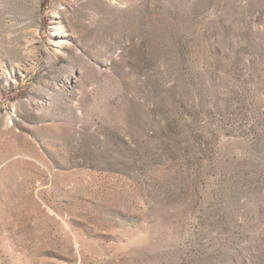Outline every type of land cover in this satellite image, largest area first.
I'll return each instance as SVG.
<instances>
[{"label":"rangeland","instance_id":"obj_1","mask_svg":"<svg viewBox=\"0 0 264 264\" xmlns=\"http://www.w3.org/2000/svg\"><path fill=\"white\" fill-rule=\"evenodd\" d=\"M0 72V264H264V0H0Z\"/></svg>","mask_w":264,"mask_h":264},{"label":"bare ground","instance_id":"obj_2","mask_svg":"<svg viewBox=\"0 0 264 264\" xmlns=\"http://www.w3.org/2000/svg\"><path fill=\"white\" fill-rule=\"evenodd\" d=\"M56 17H59V15H57ZM57 27H61V24H60V22H59V24L57 23H55V26L53 27L54 29L55 28H57ZM66 34V33H65ZM65 36H67V34L65 35ZM5 43H6V45L7 46H9V48L11 47V46H13V47H15L16 46V42L15 41H13V39L11 38V39H7L6 41H5ZM18 45V44H17ZM51 45L53 46V48L52 49H54L53 51L56 53V54H62L64 51H66L67 49H68V47H70V40L69 39H66L65 41H61V42H51ZM16 72L15 71H10L9 73H5L6 75H7V77L9 78V79H12L13 78V76H14V74H15ZM20 73V72H19ZM5 74H3L2 72H0V78H3L4 76H5ZM48 85V84H47ZM31 102V101H30ZM40 103V102H39ZM34 105H35V103H34ZM25 106V105H24ZM27 106V105H26ZM44 106V105H43ZM43 106H41L40 104H38L37 106H35V109H34V107H33V109H32V104L30 103L29 104V108L30 109H32L33 110V112L34 113H36V114H38V113H40V111H42L43 109H44V107ZM23 108H25V107H23ZM29 109V110H30ZM31 110V111H32ZM17 111V110H16ZM30 111V112H31ZM46 112V111H45ZM32 113V112H31ZM28 114V113H27ZM26 114V115H27ZM33 114V113H32ZM29 115V114H28ZM31 115V114H30Z\"/></svg>","mask_w":264,"mask_h":264}]
</instances>
